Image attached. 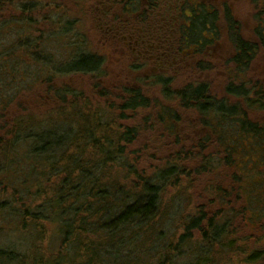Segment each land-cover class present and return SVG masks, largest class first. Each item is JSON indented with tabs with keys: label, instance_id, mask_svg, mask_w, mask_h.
<instances>
[{
	"label": "trees",
	"instance_id": "obj_1",
	"mask_svg": "<svg viewBox=\"0 0 264 264\" xmlns=\"http://www.w3.org/2000/svg\"><path fill=\"white\" fill-rule=\"evenodd\" d=\"M16 1L0 0V19L4 18L3 4ZM197 1H185L177 27L166 28L172 36L171 44L165 45L171 46L172 57L166 61L170 68L183 67L186 79L172 87L174 78L165 71L148 75L149 85L160 86L162 101L140 88L137 82L147 81L146 76L136 80L135 86L116 85V91L96 83L84 92L64 83L52 85L48 78L40 83L58 99L51 109L53 115L45 109L46 113L20 116L5 107L18 102V95L2 96L0 86V217L6 220L0 224V234L14 238V244L0 247V260L138 264L146 256L151 258L144 252L151 248L161 255L156 264H172L181 248H201L202 261L210 264L208 256L214 247L231 245L237 207L243 215L255 213L253 222L264 218V180L257 170L264 168V118L254 121L257 116L252 114L264 112V87L246 79L264 49V2L253 14L252 36L248 37L226 0L213 2V7L205 0ZM141 7L135 13L140 14ZM4 23L0 20V29ZM19 34L8 50L0 48V59H23L28 67L46 61L26 47L27 32ZM223 38L227 55L217 60L211 51L224 43ZM47 63L40 67V75L62 65L67 74L82 73L94 81L109 78L102 59L88 53ZM12 65L3 66L0 79L11 74L7 78L11 81L17 69ZM217 69L224 72L225 95L218 100L212 95L210 79L195 78ZM141 111L142 125L132 117ZM63 123L71 124L70 128L63 129ZM157 127L166 138H175L166 142L160 167L150 166L156 163L149 162L145 152L130 151L144 132ZM175 200L184 206L179 203L175 208ZM256 202L257 212L252 210ZM172 205L174 216H170ZM169 218L174 231L163 242L158 230ZM46 232L54 233L58 248L44 260L39 242ZM128 252L131 260L117 262V257ZM251 257L260 260L264 251Z\"/></svg>",
	"mask_w": 264,
	"mask_h": 264
},
{
	"label": "rangeland",
	"instance_id": "obj_2",
	"mask_svg": "<svg viewBox=\"0 0 264 264\" xmlns=\"http://www.w3.org/2000/svg\"><path fill=\"white\" fill-rule=\"evenodd\" d=\"M65 7L64 9H60L59 13L63 16V20H68L72 22V26L74 30L78 33L80 39L84 42L86 49L90 50L91 52H98L97 50H102V43H101V34L99 36V30L97 27L96 23V15H95V2L96 0H59ZM171 1V0H168ZM209 2H219V0H207ZM226 4L230 7V9L233 11L234 17L238 20L239 24L241 25V29L243 34H245L248 37H251L252 34V29L254 26V21H253V14L255 10L260 9L262 3L264 0H226ZM8 10L13 12V13H19L14 11V5H8ZM164 8V5H162ZM41 11L40 7H36L33 9L32 15L34 17L33 20H35V12ZM30 10L28 9V12ZM141 17H143V13L139 12ZM158 12H156L154 15H151L149 19H152L153 21L150 22V28L153 30V38L150 41H154L156 39H160L159 36H162L161 33L165 35H170L167 34L165 28H176L178 25L177 18L173 19L172 21L168 22L167 24H161L160 23V17L165 15V17H170L175 18V12L172 10H166L162 11L160 10V15H157ZM12 17H17L14 14H7V18H12ZM54 18V15L52 16ZM146 18V17H145ZM143 18V19H145ZM141 19V18H138ZM41 21V19H40ZM42 22V21H41ZM163 22V21H162ZM46 24V22H43ZM158 28H164L161 29L162 31L159 33L157 32ZM17 30L11 26L4 25L0 29V48H3L4 50H8L11 46V42L14 40L15 34ZM58 34L59 31H56ZM160 34V35H159ZM171 36V35H170ZM72 36L70 35L68 40H70ZM10 39V41H8ZM224 43L220 44V46H215L214 49L211 51V55H214V58L217 60L224 59L227 55L228 51V45L226 44V39L223 38ZM162 41V40H161ZM163 42V41H162ZM14 44V43H12ZM162 44V43H160ZM167 44V43H166ZM43 50H47V54L50 56L44 57L46 61L42 60L41 63H36L34 62L35 66H29V63H24L23 59L18 60L16 58L11 59V58H6L4 60L0 59V70H2L3 66H7L9 64H13L17 69L13 71L15 74L14 77L11 78V81L8 82L11 77V74L7 76V78H1L0 79V86L2 87L1 90V95L2 96H13L15 93L18 102H13L10 105H6L5 107L8 108V111L15 110L17 114L24 115L29 112H39L42 111L41 113H46V110H48V113H51V109L54 108V105L58 101L56 96L53 94H48L47 97H45L47 88L46 84L40 83L42 80L45 79H50V83L52 85H57L59 86L60 83H64L67 86L70 87H75L77 90H82L83 92L86 89H89V87H92V84L98 83L100 85V88H109L110 90H115L116 85H121L125 84L128 86H135L136 80H139V78H142L144 76L145 80L143 82H137L140 83V88L143 89L147 95L149 96H155L154 98L157 99L158 101H162L161 95L159 93V85L156 86H151L149 85L150 79L148 78V75H150L151 72H155L159 74H164L159 71L163 70L165 68L164 65L161 66V69L155 70L154 64L151 63V61L148 60H139L135 59L134 55L132 52L130 54L126 53V51H122L119 48L115 49L116 51L120 50L123 54L117 52L116 53V58L117 61L112 60L111 62H107V68L106 72L107 75H109V78H103L99 80H92L90 76L83 75V74H73V75H48V74H39L40 67L46 65L45 63L48 62L47 66H49V61H59V60H64L67 56L69 57L70 53L64 52L63 47L60 46V44L51 39L48 40L47 42L42 43ZM109 50H111L110 47H108ZM12 49V48H11ZM13 50V49H12ZM164 50L163 46H161L160 51ZM49 52V53H48ZM46 53L44 55H46ZM107 53V52H106ZM43 55V56H44ZM110 55V54H109ZM129 56V60L127 61V57ZM65 57V58H62ZM111 57V56H110ZM105 60V58H104ZM214 60V59H213ZM106 64V63H105ZM163 64V63H162ZM12 65V66H13ZM150 68V69H149ZM183 67H180V65L174 68H169L165 70V73L167 77L172 76L173 81L171 82V86L174 87L178 84H180L183 80L186 79L185 75L181 72ZM18 72V73H17ZM163 72V71H162ZM223 69H217L214 70L210 73H201L199 77L200 81H203L202 78H207L211 80V92L212 95L218 100L219 98L225 96L222 93V79H223ZM165 75V76H166ZM22 76V77H21ZM23 78V79H22ZM249 78L252 81H257L259 82L263 87H264V49H262L257 58L253 61L249 73L246 75V79ZM202 79V80H201ZM72 81V83H71ZM121 82V83H119ZM127 82V83H126ZM146 84V85H145ZM43 85V86H41ZM0 87V88H1ZM62 87V86H61ZM45 93L42 99L37 98L38 93ZM15 95V96H16ZM14 96V97H15ZM13 97V98H14ZM11 97H6V100H10ZM56 100V101H55ZM96 100V99H95ZM55 101V102H54ZM41 104V105H39ZM42 105H45L43 107ZM42 106V108H39ZM27 107V109H24ZM21 109V110H20ZM38 110V111H36ZM44 110V111H43ZM147 112V111H146ZM190 113V112H189ZM7 114V113H6ZM16 114V115H17ZM138 115H133V119L140 123L143 122V111L137 113ZM253 115L257 116L253 120L257 121L259 118L263 119L264 118V112H259L255 113L252 112ZM190 116V114H188ZM14 116V115H13ZM129 119L126 120L132 121L131 116L128 117ZM129 124V123H128ZM64 125V128H70L69 123H63L60 126ZM166 126V125H165ZM60 128V127H59ZM60 131H63L60 128ZM175 138L172 136H163V134L160 133V127H157L154 130H150L148 132H144L143 135H141L140 138L134 143L130 151L134 150H141L142 152H145L150 159V161L154 160L156 164H149L150 166H158L160 167L163 163V154L165 153L164 147L167 141H174ZM141 155V153H139ZM151 155H153V158H151ZM162 159V160H161ZM140 166L143 168V164L140 162ZM258 174L260 179L264 180L262 178L264 176V168H258ZM14 180V177H12ZM120 182L122 180L120 179ZM121 184V185H122ZM126 185V184H124ZM235 198V197H234ZM166 202L169 201V197L167 196L165 198ZM197 198L194 199V202H197ZM179 201V202H178ZM175 203V208H179V203L184 206L180 202V200H175L173 201ZM236 204V203H235ZM234 207H237V204ZM260 206L256 202L252 206V210L254 209L255 212L260 211ZM170 216H174V208L172 205V208L170 209ZM224 210L225 209H220ZM262 210V209H261ZM236 212L239 213V215L234 218L232 221V235L230 237V244L231 245H225V249H221L220 247L216 246L213 249V254L209 253V263L210 264H264V257L262 259H254L253 257L250 258V256L254 254L260 255L262 251H264V218L260 222H253V218L256 217L257 215L255 213L247 211V214L243 215L241 213L240 207H237ZM169 216V217H170ZM3 221H6L5 219L0 217V224L3 223ZM174 231V224L172 220L169 218L168 222H165L164 226L158 230V234L160 239L164 241H168V239L172 238V233ZM157 234V233H156ZM54 233L50 234V232H46L45 237L43 240L39 242V247L42 252H45L44 254V260L45 258L50 257V253L54 254L56 253V249L58 248V239L53 236ZM175 237V236H173ZM227 238V237H225ZM240 240H244L243 247L239 248L238 243ZM9 244H14V238L7 236V235H1L0 234V247L3 246H8ZM154 245H159L158 241L156 240ZM233 248V250H232ZM127 250V249H125ZM201 248L199 249H180L177 254L174 255L172 258V264H207L202 261L205 256H202L201 253ZM47 251V252H46ZM145 255H151L146 256L144 258L145 263H138V264H156L158 260V255H160V252H157L155 249H145L144 250ZM144 255V256H145ZM121 254L119 257L116 259L117 262H124L125 260L129 261L131 260V255L128 253ZM131 256V257H130ZM161 256V255H160ZM143 259V257H141ZM17 260V259H16ZM16 260L14 263H9L7 261L0 260V264H16ZM200 262H196L199 261ZM128 264H132V262H128Z\"/></svg>",
	"mask_w": 264,
	"mask_h": 264
},
{
	"label": "flooded vegetation",
	"instance_id": "obj_3",
	"mask_svg": "<svg viewBox=\"0 0 264 264\" xmlns=\"http://www.w3.org/2000/svg\"><path fill=\"white\" fill-rule=\"evenodd\" d=\"M185 1L187 0H137L135 3L134 0H96V6L94 7L96 23L99 36L101 34L100 40L103 52L101 50L91 52L86 49L84 42L74 30L72 22L63 20V16L59 13V10L65 7L59 0H17L14 4V11L19 12L17 14L9 11V7L5 2L2 7L4 18L0 20L5 21L8 26L15 28L19 37H21L20 32H27L29 38H26V47H29L34 57L50 56L46 53L47 50H43L42 43L53 39L63 47L64 52L70 53L69 57H62L65 60L73 56L88 53L92 54L93 57L101 58L103 62L102 68L106 70L107 62H111L112 60L117 61L116 53L123 54L120 51L122 50L128 54L132 52L135 59L151 61L154 64L155 70L161 69V66L164 65L165 68L163 71H165L171 65L169 62L167 63L166 59L172 57V54L169 52L171 46L166 47L165 45L167 42L171 44L172 36L161 33L162 36H159L160 39L150 41L154 34L149 25L153 20L149 18L156 12H158L157 15H160V10L166 11L170 9L175 12V18H172V16L165 17V15L159 18L161 20L160 23L165 25L179 17V12L184 6ZM195 1L198 2L197 0ZM200 1L203 2L204 0ZM205 2L207 5L213 7V2L207 0ZM154 4L157 5L153 6ZM162 5H164V8ZM37 6L40 7L41 11L35 12V20H33L32 10ZM137 6H142L138 11L144 14L141 19H138V13H135ZM28 9L30 10L29 12ZM7 14H14L17 17L7 18ZM53 15L54 18L52 17ZM43 22H46V24ZM161 29L164 31V28H159L157 32H161ZM56 31H59V33L57 34ZM70 35L72 38L68 40ZM161 46L164 49L162 51H160ZM118 48L120 50L116 51L115 49ZM19 50L21 51V47ZM45 53L46 55H44ZM175 55H178V51H175ZM128 60L129 56L127 57ZM176 62L178 61L175 60ZM49 69L47 72L52 75L54 73L56 75H65L68 73L67 68L62 65L50 67ZM73 74L78 73H70L68 75ZM44 94V92L38 93L37 96L39 99H42ZM47 96L48 94H45V97Z\"/></svg>",
	"mask_w": 264,
	"mask_h": 264
}]
</instances>
